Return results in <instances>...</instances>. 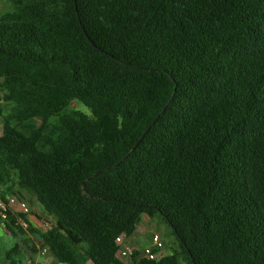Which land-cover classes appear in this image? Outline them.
Returning a JSON list of instances; mask_svg holds the SVG:
<instances>
[{
    "label": "trees",
    "instance_id": "trees-1",
    "mask_svg": "<svg viewBox=\"0 0 264 264\" xmlns=\"http://www.w3.org/2000/svg\"><path fill=\"white\" fill-rule=\"evenodd\" d=\"M7 1L0 186L54 226L11 218L22 247L0 238V264L40 247L59 264H126L115 239L144 211L177 249H134L130 264H264V0Z\"/></svg>",
    "mask_w": 264,
    "mask_h": 264
},
{
    "label": "built area",
    "instance_id": "built-area-1",
    "mask_svg": "<svg viewBox=\"0 0 264 264\" xmlns=\"http://www.w3.org/2000/svg\"><path fill=\"white\" fill-rule=\"evenodd\" d=\"M19 190H15L12 193H5L4 188L0 186V238L6 233V223L12 218L14 225L19 227L23 231H28L31 226L28 222V217L31 215V209L26 200L21 196ZM54 226V220L47 217L42 222L41 231H49ZM128 239L121 235L115 239V243L119 248V251L123 258L127 254L129 259L132 253V248L128 243ZM150 248H145L143 250V256L148 260H158L160 257L164 256L160 254L163 248L160 235L154 233L151 237ZM36 245L38 243L36 242ZM156 253L155 251H158ZM39 253L42 255L49 254V250L46 247H40ZM120 259V258H119ZM121 260V259H120Z\"/></svg>",
    "mask_w": 264,
    "mask_h": 264
},
{
    "label": "rangeland",
    "instance_id": "rangeland-1",
    "mask_svg": "<svg viewBox=\"0 0 264 264\" xmlns=\"http://www.w3.org/2000/svg\"><path fill=\"white\" fill-rule=\"evenodd\" d=\"M12 12H13L12 4L10 2H8L7 0H0V16L5 17V16H8L9 14H11ZM47 79H48V75L46 74V72L43 69L36 70L31 76V81L32 82H44ZM9 107L10 106L7 105V104L0 103V109L2 110L3 113H7L9 111ZM67 110L71 114L80 113V114L86 115L88 117H91V113H90L89 109L86 108L81 103L70 102ZM0 134H1V123H0ZM3 168H4L3 165L0 163V172L3 171ZM9 174H10L11 180L13 182H15V173L10 170ZM31 197H32V200L34 201V203L36 204V207L39 208L40 210H42V207L36 201V199L33 196H31ZM27 201L30 204V200H27ZM30 206H31V204H30ZM146 219H148V218H146ZM146 223L144 221H142L139 229L140 230L142 229V231H144V227H146L144 225ZM153 228L156 229L155 233H158L160 235L161 242L163 244V248L160 251L161 255H166L172 249H177L176 242H175V240H174V238L172 236L168 235L166 227L164 225L158 224L157 222H155L153 220L149 224V229L147 230V233H146L147 235L136 236V239L134 241L133 240H129L128 241V243L131 246L132 250L139 249V248L136 247V244L139 245V247L141 248L139 250H141V251H143L145 248H150L152 246L151 237L154 234L153 233V230H154ZM149 233L152 234V235H150ZM2 239L3 240H7V237L3 235ZM11 243L12 244L16 243L20 247H22L21 240H20L19 237L14 238ZM124 257L126 259V263L129 264L130 263V259H129L128 255L126 254ZM25 262L26 261L23 259L22 263L25 264Z\"/></svg>",
    "mask_w": 264,
    "mask_h": 264
},
{
    "label": "crops",
    "instance_id": "crops-1",
    "mask_svg": "<svg viewBox=\"0 0 264 264\" xmlns=\"http://www.w3.org/2000/svg\"><path fill=\"white\" fill-rule=\"evenodd\" d=\"M20 191V190H19ZM21 194V196L26 200V202L28 203V205L30 206V209H31V215L28 217V222L31 226L32 229H35V230H39L41 229L42 227V222L43 220L46 218V215L42 210H40L39 208L36 207V204L34 203V201L32 200V195L30 196L29 194L25 193L24 191H20L19 192ZM27 200H30V204ZM148 218V219H146ZM155 221L157 222L155 216H154V213L151 212V211H144L143 214H142V218H141V221L137 227V230H136V233L135 235L130 239V240H135L136 239V236H144V235H147V230L149 229V224L150 222L152 221ZM144 221L146 224L144 226V231H142V229L140 230V225H141V222ZM158 223V222H157ZM153 233H155V228H153ZM158 230V229H157ZM150 234V233H149ZM148 234V235H149ZM152 235V234H150ZM2 239V238H1ZM2 242L4 244H7V243H11L9 242V238H7V240H3L2 239ZM136 247L141 249L139 247V245L136 244ZM115 256L120 258L124 263H126V259L122 257L120 251H119V248L116 247V252H115ZM33 260L30 262L28 260H25V264H59L52 256L51 254H46V255H42L40 253H38L37 255H35L33 258ZM87 264H91L90 262H88ZM128 264V263H126ZM130 264V263H129Z\"/></svg>",
    "mask_w": 264,
    "mask_h": 264
},
{
    "label": "water",
    "instance_id": "water-1",
    "mask_svg": "<svg viewBox=\"0 0 264 264\" xmlns=\"http://www.w3.org/2000/svg\"><path fill=\"white\" fill-rule=\"evenodd\" d=\"M141 140V139H140Z\"/></svg>",
    "mask_w": 264,
    "mask_h": 264
}]
</instances>
